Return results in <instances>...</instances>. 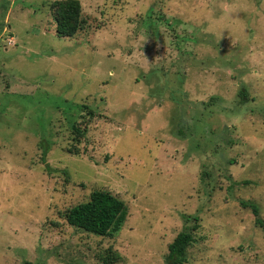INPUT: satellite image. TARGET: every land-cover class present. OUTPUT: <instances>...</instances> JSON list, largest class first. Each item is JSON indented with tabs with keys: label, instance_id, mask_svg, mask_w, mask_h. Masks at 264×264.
<instances>
[{
	"label": "rangeland",
	"instance_id": "1",
	"mask_svg": "<svg viewBox=\"0 0 264 264\" xmlns=\"http://www.w3.org/2000/svg\"><path fill=\"white\" fill-rule=\"evenodd\" d=\"M52 1L0 0V264H164L184 227V264H264V0H79L70 37ZM97 189L106 236L60 216Z\"/></svg>",
	"mask_w": 264,
	"mask_h": 264
},
{
	"label": "trees",
	"instance_id": "2",
	"mask_svg": "<svg viewBox=\"0 0 264 264\" xmlns=\"http://www.w3.org/2000/svg\"><path fill=\"white\" fill-rule=\"evenodd\" d=\"M50 10L55 21V31L60 37H70L83 29L84 19L81 17L79 0H54ZM241 100L246 99L245 90L240 91ZM75 134L82 135L77 127ZM43 155L46 150L43 149ZM44 160V158H43ZM243 207L251 209L256 225L264 230V219L259 216L258 206L251 201H241ZM124 203L111 192L104 189L93 190L86 201L80 202L60 212L65 221L78 229L99 236H106L118 215L122 212ZM195 241L194 234L184 227L167 247L164 264H184L187 261V248ZM121 260L119 253L108 249L102 255L103 264H112Z\"/></svg>",
	"mask_w": 264,
	"mask_h": 264
}]
</instances>
